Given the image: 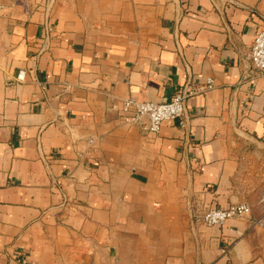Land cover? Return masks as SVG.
<instances>
[{
    "label": "crops",
    "instance_id": "0c3cea01",
    "mask_svg": "<svg viewBox=\"0 0 264 264\" xmlns=\"http://www.w3.org/2000/svg\"><path fill=\"white\" fill-rule=\"evenodd\" d=\"M38 5L0 0V264H264V0ZM209 79L182 127L121 120Z\"/></svg>",
    "mask_w": 264,
    "mask_h": 264
},
{
    "label": "built area",
    "instance_id": "2783aa9c",
    "mask_svg": "<svg viewBox=\"0 0 264 264\" xmlns=\"http://www.w3.org/2000/svg\"><path fill=\"white\" fill-rule=\"evenodd\" d=\"M19 1V0H16ZM55 0H39L38 8L47 15L53 7ZM50 33L51 30L47 29ZM248 62L252 69L264 78V27L257 32L252 40L248 54ZM18 81L22 76L17 77ZM213 81L207 80L204 85L186 83L177 88L170 101L165 104L138 102L133 99L122 101L119 107V114L123 124L138 127L146 135L158 133L162 123H174L180 127L185 124L186 101L197 95H201L212 89ZM264 203V196L261 199ZM250 215V208L246 203L230 204L224 209L210 208L198 213V221L207 227L221 228L229 220L244 219ZM264 219H257L251 222L252 226H262Z\"/></svg>",
    "mask_w": 264,
    "mask_h": 264
},
{
    "label": "rangeland",
    "instance_id": "374dc122",
    "mask_svg": "<svg viewBox=\"0 0 264 264\" xmlns=\"http://www.w3.org/2000/svg\"><path fill=\"white\" fill-rule=\"evenodd\" d=\"M263 178H264V177H263ZM263 182H264V180H263ZM241 203H246V202H241ZM246 204H247V203H246ZM247 205H248V204H247ZM202 212H203V210H201V209H200V210H199V209H195V210L193 211V213H194V214H193V215H194L193 218H194L197 222H199L198 219H197V218H198V213L200 214V213H202ZM199 223H200V222H199ZM201 224H202V223H201Z\"/></svg>",
    "mask_w": 264,
    "mask_h": 264
}]
</instances>
